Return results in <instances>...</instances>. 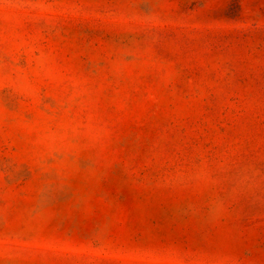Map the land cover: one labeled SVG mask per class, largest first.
Wrapping results in <instances>:
<instances>
[{"label": "rangeland", "instance_id": "1", "mask_svg": "<svg viewBox=\"0 0 264 264\" xmlns=\"http://www.w3.org/2000/svg\"><path fill=\"white\" fill-rule=\"evenodd\" d=\"M0 264H264V0H0Z\"/></svg>", "mask_w": 264, "mask_h": 264}]
</instances>
